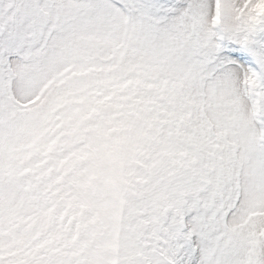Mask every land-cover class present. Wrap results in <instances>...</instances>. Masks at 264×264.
I'll list each match as a JSON object with an SVG mask.
<instances>
[{"label": "snow or ice", "instance_id": "snow-or-ice-1", "mask_svg": "<svg viewBox=\"0 0 264 264\" xmlns=\"http://www.w3.org/2000/svg\"><path fill=\"white\" fill-rule=\"evenodd\" d=\"M0 264H264V0H0Z\"/></svg>", "mask_w": 264, "mask_h": 264}]
</instances>
